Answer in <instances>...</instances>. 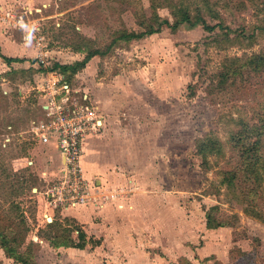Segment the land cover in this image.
Listing matches in <instances>:
<instances>
[{
    "label": "rangeland",
    "instance_id": "374dc122",
    "mask_svg": "<svg viewBox=\"0 0 264 264\" xmlns=\"http://www.w3.org/2000/svg\"><path fill=\"white\" fill-rule=\"evenodd\" d=\"M0 7L13 14L32 9L47 62L34 63V51H26L36 50L32 43L12 53L10 64L0 57V234L16 255L33 264H264V167L250 206L240 192L219 186L251 143L235 146L238 131L264 119V0H0ZM182 9L199 11L203 21L169 30L164 20L173 22ZM159 24L145 38L113 41ZM0 32L15 47L25 42L4 24ZM93 50L105 54L93 56L69 83L78 97L86 91L96 119L105 122L88 136L107 144L112 158L105 169L84 165V172L111 188L136 180L121 158L128 141V161L138 164L151 199L138 210L127 207L121 219L96 216L95 233L91 223L45 202L44 178L56 173L60 156L31 131L41 117L39 73ZM206 213L223 226L208 228ZM77 230L83 247L53 246V237L67 234L80 243ZM0 264L19 263L0 246Z\"/></svg>",
    "mask_w": 264,
    "mask_h": 264
},
{
    "label": "built area",
    "instance_id": "2783aa9c",
    "mask_svg": "<svg viewBox=\"0 0 264 264\" xmlns=\"http://www.w3.org/2000/svg\"><path fill=\"white\" fill-rule=\"evenodd\" d=\"M2 8L0 23L20 31L23 40L32 43L37 49L35 64L45 68V35L39 22L32 20V9L24 7L22 12L13 14ZM39 75L35 90L42 100L41 117L31 131L40 144L53 145L61 159L56 173L44 178L41 195L45 202L54 209L68 210L114 201L121 189L101 188L92 179L95 174H86L81 165L84 139L100 128L95 106L85 93L76 96V91L57 70H45Z\"/></svg>",
    "mask_w": 264,
    "mask_h": 264
},
{
    "label": "trees",
    "instance_id": "16d2710c",
    "mask_svg": "<svg viewBox=\"0 0 264 264\" xmlns=\"http://www.w3.org/2000/svg\"><path fill=\"white\" fill-rule=\"evenodd\" d=\"M178 13H176L174 21L169 22L168 20H164L165 26L173 31L176 30V28L182 24V23H188L190 25H193L197 23L198 21H203L198 15L199 11L195 12V15H191L188 9H182L178 10ZM204 27L206 30H212V26L205 25L206 23L203 22ZM161 30V25L159 24L158 27L153 28L151 25H148L147 29L144 31H141L139 33L136 32H126L122 33L121 35L117 36L116 39L113 41L118 40H124V41H130V40H138L145 38L146 36H150L154 33H157ZM105 52L99 51V50H93L88 51L85 54V57L82 61H78L72 65H59L54 64L51 70H57L64 78L65 81L69 83V79H71L75 74H77L80 70H82L86 63L96 55H104ZM0 57L4 60L6 64H10L16 59L6 57L0 53ZM41 71L42 69H38ZM41 110V108H40ZM262 123L259 126L250 125L248 127V130H245L241 133V131H238V137L233 140L235 146L236 143H240L243 141H246L247 139L251 140L249 147L243 150V153L240 156L239 164L237 163L236 169H230L229 171H225L223 173V177L219 183V186L224 185L225 188L228 190L230 194H236L241 193L240 197H238L243 203H246V205L250 206L258 196V194L261 192V185L260 180L261 177L259 175V167H264V119L261 121ZM243 134V135H242ZM242 135V136H241ZM203 144L201 141L199 143H196V148H198V153H203V158L205 156V152L202 148ZM243 148H240L242 150ZM210 152V151H209ZM240 182V183H239ZM237 183L244 189H246V192H243L242 190H238ZM22 189V186L18 187L17 189L13 187L12 192L14 194H18L19 190ZM238 190V191H237ZM248 208V207H245ZM217 209V206L212 207L211 211H214ZM247 210V209H246ZM206 226L208 228H216L223 226V223H215L213 220L214 218L211 217L208 213H206ZM53 223V221L51 222ZM70 232V230H68ZM77 237L80 240V243H74V240L71 239L70 235L67 234L64 237H53L52 243L53 246H77V247H83L84 245V233L80 230H77ZM65 239V240H63ZM0 246L4 249L5 253L16 259V261L19 264H33L31 262V259L29 261H26L22 254L16 255L13 248L9 247L7 244L6 236L0 234Z\"/></svg>",
    "mask_w": 264,
    "mask_h": 264
},
{
    "label": "crops",
    "instance_id": "0c3cea01",
    "mask_svg": "<svg viewBox=\"0 0 264 264\" xmlns=\"http://www.w3.org/2000/svg\"><path fill=\"white\" fill-rule=\"evenodd\" d=\"M29 43L30 42H24L23 44L21 43V45L23 47L22 46H16L15 47L16 44L14 45V43H12L9 39H7V37H5L0 32V49H1L0 53L5 55V56L10 57V56H12V53L25 50L24 45L29 46L30 45ZM26 51L27 52H33L34 51V53L36 54L37 49L36 50L26 49ZM83 92L85 93L86 91H83ZM85 94L87 95V93H85ZM88 98L90 99L89 96H88ZM95 110H96V107H95ZM95 115H96V111H95ZM100 125L102 127L104 126L103 128H105V126H106L105 122L103 123V121H101V120H100ZM96 142H97L96 140H94L93 138H90L89 136H87L84 139L83 155L81 157L82 167L84 165L85 166L90 165L89 167H91V168L105 169V166L110 165L109 161H110V158H112V157L109 158V156H111L112 153L110 154V152H109V146L106 143H105L106 145H104V143L97 144ZM127 144H128V141H124V144L121 145V149H120V151H122L124 153L121 156V158L122 159L124 158V161H125L124 168H127L128 170L130 169L131 170L130 172H134L137 176H139V177H137L138 180L137 179L135 180L134 177L133 178L135 181L131 178L122 179V181H120L121 184L117 185L120 187L114 186L111 188V186H113L112 184H110V185L106 184L100 178V181L96 180V182L98 184H100L101 188L112 189V190H115L118 188L121 189V194H120L119 198L116 197V199L114 201H111V202H109V201L104 202L100 206L88 205V206H81V207H77V208H71V209L67 210L68 215L71 216L72 218H74L75 220H77L79 223H81V224H84V222L91 223L89 225V228H90L89 230L94 232V233L97 231V228L101 227L99 224H94L95 222H93V220L95 219L96 216H98V218H101L103 221L110 220V219H119V218L121 219L124 212L127 210V207H131L133 205V207L136 210H138V206L142 201H143L142 203L145 202L144 204H146L148 206H149V203L151 202L150 197H148V193L150 191H148L149 189L146 187L147 183H146L144 177L141 175V171L138 170V167H137L138 164L135 163L136 166H133L128 161L127 157L131 156V154H130V149L128 148ZM57 153H58V151H57ZM58 155H59V153H58ZM98 157L100 159H102L100 164H98V160H97ZM60 161H61V159L59 157V163H60ZM104 185L106 187H103ZM137 188H138L137 193H133V194L131 193L132 194L131 195L130 191L132 189H134V191H135ZM147 198H149V199H147ZM147 210L148 209L146 208L145 212H147ZM110 228L112 229L111 226H108L107 229H110ZM101 230L102 229H100V231ZM86 232L88 233L87 230H86Z\"/></svg>",
    "mask_w": 264,
    "mask_h": 264
}]
</instances>
